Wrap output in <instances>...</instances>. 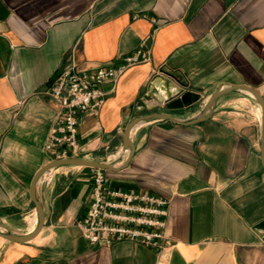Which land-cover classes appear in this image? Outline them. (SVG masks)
Instances as JSON below:
<instances>
[{
  "label": "crops",
  "instance_id": "1",
  "mask_svg": "<svg viewBox=\"0 0 264 264\" xmlns=\"http://www.w3.org/2000/svg\"><path fill=\"white\" fill-rule=\"evenodd\" d=\"M154 29L151 61L128 70L99 111L80 114L78 157L117 168L104 170L110 188L166 200L171 247L89 245L76 222L91 201V168L65 166L38 183L42 229L26 243L0 237V264H264V231L256 228L264 220L260 114L249 96L220 97L191 126L139 125L121 167L124 127L138 116L191 119L225 86L264 96V0H0V222L16 234L35 226L30 186L53 161L44 146L57 120L47 94L55 74L71 54L92 70L130 53ZM166 83L193 104L157 106L152 91L162 94ZM144 90L153 108L137 115Z\"/></svg>",
  "mask_w": 264,
  "mask_h": 264
},
{
  "label": "built area",
  "instance_id": "2",
  "mask_svg": "<svg viewBox=\"0 0 264 264\" xmlns=\"http://www.w3.org/2000/svg\"><path fill=\"white\" fill-rule=\"evenodd\" d=\"M156 31L154 29L132 52L92 70L81 68L71 54L67 65L55 74L47 89V94L58 106L56 123L44 146L52 160L78 157L81 150L78 143L80 114L99 111L128 70L151 61ZM106 83L112 85L108 92L102 89ZM90 181L91 201L76 222L89 245L110 246L126 240L158 251L171 247V241L164 235L168 214L166 200L145 192L110 188L102 169L91 168Z\"/></svg>",
  "mask_w": 264,
  "mask_h": 264
},
{
  "label": "water",
  "instance_id": "3",
  "mask_svg": "<svg viewBox=\"0 0 264 264\" xmlns=\"http://www.w3.org/2000/svg\"><path fill=\"white\" fill-rule=\"evenodd\" d=\"M155 78L157 79V77ZM163 87L164 89L162 90L163 91L162 94L156 89L152 91V94L154 96H158L161 100V102H158L157 106H164L166 110H178L193 104L194 101L192 100L189 94L183 93L181 90L172 93L170 92L169 85L167 83L164 84ZM144 91L145 92H142L140 94V99L144 104V108H142V110L136 111L137 115L141 114L144 111H151V109L153 108V107L149 108L146 105V101L143 100V95L146 94L147 90ZM233 92H240L249 96L252 100H254V102L258 106L259 114H260L259 152H260L261 162L264 168V96H261L253 88L244 85L225 86L223 88L216 90L207 99L203 110H201V112L197 116L188 120H179L173 117L171 114H168L166 112H157V111L138 116L124 127L122 151L126 153V158H125V162L122 164L121 167L123 168L126 167L133 156L134 145L133 142L131 141V134L139 125L143 123L153 122L156 120H167L173 124L181 125V126H191L197 124L198 122L205 120L206 118L209 117L215 103L220 97ZM65 166L95 168V169H102L109 171L117 170V168H115L107 160L98 162L93 160H87L81 157H71L69 159L53 160L49 162L35 174L30 186V195L36 210V223L34 228L31 230V232L25 234H16L13 231H11L9 227H7L5 224L0 222V237H2L8 242L26 243L32 240L40 232V230L42 229L45 223V218H44L43 207L37 195L38 183L41 180V178L51 170ZM256 228L264 231V220L261 221L259 224H257Z\"/></svg>",
  "mask_w": 264,
  "mask_h": 264
}]
</instances>
